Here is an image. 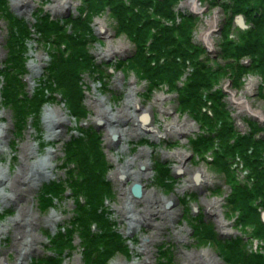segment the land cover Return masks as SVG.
<instances>
[{
    "label": "rangeland",
    "instance_id": "obj_1",
    "mask_svg": "<svg viewBox=\"0 0 264 264\" xmlns=\"http://www.w3.org/2000/svg\"><path fill=\"white\" fill-rule=\"evenodd\" d=\"M139 1L63 0L66 5L60 9L62 0L16 5V0H8L0 7V259L4 262L96 264L94 257L102 252L91 247L96 252L86 260L83 236L102 238L101 244L111 233L118 238L119 248L105 263L98 260L104 264H264V221L260 218L258 223L245 211L264 213V73L256 67V55L223 57L224 42L238 47L249 43L248 38L257 32L253 21L260 20L264 7L252 0V14L243 17L247 28L239 29L233 22L238 14H232L230 1L197 0L203 11L195 12L184 6L186 0H178L172 9L174 18L162 17L153 5ZM180 14L192 18L191 30H185ZM214 14L218 22L210 30L211 49L206 50L201 37ZM41 16L49 18V26L60 23L54 32L62 31L68 37L62 40L64 44L52 43L50 34L46 41L42 39ZM129 18L142 27L139 32L123 30ZM73 19L77 22L70 24ZM78 22L88 24L86 37L80 35ZM22 23L28 31L19 47L25 49L18 56L23 58V68L14 64L13 69L21 91L4 98L12 72L7 45L13 27ZM179 28L182 32L174 31ZM220 32L226 35L225 41ZM75 35L87 40L93 66L91 62L82 66L81 96L73 107V98L62 94L64 83L59 82L61 88L49 86L53 80L49 69ZM142 35L148 39L140 45ZM53 36L59 40L60 36ZM150 42L163 49L152 50ZM110 45L114 51L108 49ZM39 55L41 61L36 64ZM130 57L133 65L121 62ZM33 61L36 66L31 67ZM154 69L170 75L160 76L162 80L152 78ZM193 79L203 81L198 90L202 105L197 97H187L186 86ZM43 82L48 87L47 99L32 116ZM128 96L138 100L140 108L125 106ZM23 100L31 105L18 116L16 102ZM186 100L192 109L181 106ZM100 101L101 107L96 106ZM101 109L118 116L101 119ZM146 109L153 129L142 125L146 114L141 113ZM55 113L63 124L49 122ZM175 121L184 130L174 126L175 131L169 133L166 126ZM114 129L129 134H112ZM76 147L85 151L81 157H75L80 153H75ZM98 148L102 156L91 153ZM174 152L183 153L182 163L171 157ZM181 164L187 171L177 168ZM70 169L79 174L73 192L68 187ZM116 170L139 173L140 178L136 181L137 174L135 179L122 178ZM199 171L206 182L189 183ZM98 176L111 192L102 201L101 218L92 222L91 206L84 196L89 186L84 182ZM53 183L64 191L53 198V208L45 210L44 203H39L40 194L46 195L44 185ZM128 188L131 195L126 196ZM233 193L240 201L231 205ZM214 202L218 206L213 213L209 206ZM228 243H236V253L240 248L242 256L224 258ZM107 245L116 248L108 240Z\"/></svg>",
    "mask_w": 264,
    "mask_h": 264
},
{
    "label": "trees",
    "instance_id": "obj_2",
    "mask_svg": "<svg viewBox=\"0 0 264 264\" xmlns=\"http://www.w3.org/2000/svg\"><path fill=\"white\" fill-rule=\"evenodd\" d=\"M95 2L98 3L99 0H87V3L90 2ZM178 0H161V1H154V0H141L140 4L141 5H153L155 8H157V10L160 12V15L162 17L165 18H172L173 17V13H172V9L174 7V4L177 2ZM233 6V14H237V13H241L244 14L246 16V14H252V10L255 7H252L250 5L252 0H229ZM260 6L264 7V0H259ZM2 5H6L4 0H0V7ZM3 9V8H2ZM115 10H119L118 8H115ZM3 11V10H0ZM120 14H124L123 12ZM179 18H181L184 22V26H185V30H191V20L192 18L190 17H184L183 15H179ZM260 20L258 22H256V20H254V24L257 27V32L253 33L252 36H250L248 38L249 43H244V45L242 47H238V46H233L230 44H223L224 48V52L225 55L223 56L224 58H226V54H229V56L231 58H240L241 56H254L256 55L257 57H259V63L256 65V67L259 68V71H261V73H264V13H260ZM124 18V17H123ZM174 18V17H173ZM10 19H14L12 17H10ZM49 18L47 17H43L41 16V18L38 20L39 21V25H38V30L41 31L42 35L44 37H42L43 40L46 41L47 36L49 35V39L52 41V43H57V46L64 44L63 43V39H67L68 37H64L63 36V32L62 31H57L54 32V29L57 28V25L60 24L59 22H54L52 24H50V26L48 25V21ZM131 20V21H129ZM77 21L75 19H73V21H71L70 24H74ZM190 26H189V24ZM125 25L128 26L127 29H123V30H128L127 32H129V34H132L134 31L135 32H139L140 28H142L141 26H139L136 21L132 20L131 18H129L128 20H126ZM76 27H80L81 31H79L83 36H87V34L89 33H85L84 32V28L87 29L88 28V24H81V22H78V25H76ZM134 30H133V29ZM19 30V32L17 31ZM174 31H178V32H182L181 28L179 29H175ZM131 32V33H130ZM13 35L11 38V41L8 42V55H9V60L11 62V64L9 65V70L12 71L9 74L10 77V81L6 86V89L4 91V98H6L7 96H9L10 93L12 94H19V92L21 91L20 88V83L16 77V73L13 71L14 69V64H16L18 67H20L21 69L23 68V58L21 59L20 57H18L19 55H21L22 52L25 51V49H19V47L22 45V42L20 41L21 38H26L27 37V28L26 26L22 23V24H18L16 26L13 27ZM53 33L60 36L59 40H57L54 36ZM252 33V32H250ZM223 39L226 38V35L223 33L222 34ZM89 37V36H88ZM256 38V39H255ZM147 39L148 37H146L145 35H142V37L139 40V43H141L140 45H142L143 41L145 43H147ZM169 40H171L172 42H174V38L172 37V35H169L168 37ZM90 40V39H89ZM157 40H159V38H157ZM151 43V42H150ZM66 44V42H65ZM150 45H152V50L154 51H161L162 45H158L157 47H154V42H152ZM88 42L87 40L83 37L80 38L79 35H75L74 39L72 38L71 42L67 41V46L65 48V53L64 52H59L58 54H56L57 58L51 63V68L49 69V78L53 79L51 85L56 84L58 85V88L63 87L62 84H59V82L64 83V87L63 89V95H66L67 99L69 97L73 98L71 100V106L75 107L78 104V101L76 99L80 98V94L81 92L79 91V84L78 82H80V77H79V73H82V66L85 63L88 62H93L92 57L89 55L88 53ZM143 48V47H142ZM16 49H18V51H16ZM163 49V48H162ZM24 54V53H22ZM65 54H67L66 56H64ZM251 55V56H250ZM262 55V57H261ZM65 57H69V59L71 58V60H65ZM141 59V58H140ZM68 62V63H67ZM133 60L130 61L128 63V65H133L132 64ZM93 66V63H92ZM240 70H242V67L240 68ZM150 73V71L146 72V75ZM170 75L169 71L164 72V70H162V72H160L159 70H155L152 72V78L157 77L159 78V80H162L163 78H160V76L162 75H166V74ZM15 75V76H14ZM175 81V80H174ZM16 84H15V83ZM202 79H193L192 83H189L186 88H187V97L191 98V97H197V102L199 103V105H202L204 102V99L200 96V93L198 92V90L201 88L202 85ZM61 87H60V86ZM47 85L45 84V82H43L41 84V87L38 88L37 93H38V98L35 102V109L34 111H36V113L32 116H35L38 114V108L39 106H41L47 99L46 94H47ZM44 87V88H43ZM64 92H66V94H64ZM191 95V96H188ZM211 96V95H210ZM208 98V96H207ZM70 101V99L68 100V102ZM192 101H194L192 99ZM190 100H186L183 101V103L181 104V106L184 109H189L190 107ZM29 103V101L23 100L16 102V104L18 105L16 112L17 115L19 116L20 114H25V110H26V106H30L31 103ZM36 104H38V106L36 107ZM192 109V108H191ZM71 113H75V110L73 108L70 109ZM82 111L80 110L78 112L79 116H82ZM78 116V117H79ZM29 117V115H26V119ZM24 116H20L19 119H23ZM23 123V122H22ZM69 145V144H68ZM68 151V149H67ZM76 152H80L78 154H75V157H81V155L85 152L83 149H79V148H75V153ZM94 152L98 155V156H102L99 148L96 150H92L91 153L94 154ZM101 163H103V161H101ZM91 169V168H88ZM88 169L86 170H82V174L86 171H88ZM92 173V171H90ZM70 173H72V177L69 176L70 179V184L68 185L70 191L73 192L75 185H78V176L79 174L75 172L74 169H70ZM89 188L87 189V191L84 193V196H86V198H88V202L87 204L91 206V209L89 211L90 216H94L91 217V221L92 222H96L98 219L97 218H101V216L99 215V212L102 210V201L105 200L104 197H108L110 194V189L107 185H105V183L103 182V180L98 176L96 177L93 181L92 178H87L85 180V182ZM71 186V187H70ZM45 191H46V195L44 194H40V199H39V203H44V209L46 210V208H50L53 207L52 203H53V198H56V195L60 194L61 192L64 191L63 187L60 186V184L58 183H53L50 186H46L44 185ZM75 191V190H74ZM241 197V196H240ZM45 198V199H44ZM231 205L236 204L237 202H239L240 200L235 197L234 193L233 196L231 197ZM246 213L249 214L251 217L255 218L257 220V222L259 223V214L256 210L250 211L248 208L245 209ZM94 220V221H93ZM251 220V219H249ZM248 220V221H249ZM95 224V223H94ZM105 226H107L105 224ZM83 230V228H82ZM86 232L83 234L85 235ZM258 235V232H257ZM262 235H264V231H262ZM83 240L84 242H82V249H83V254H84V258L87 260L88 256L92 257V254H94L93 249H91V247H96L98 249H100V251L102 252L101 255H95V261L94 263L96 264H104L106 261V257H110L112 252L115 251L118 247V238L116 237V235L108 233L107 239L103 240V243L98 244L101 242L102 238H97L94 237L92 235H86L85 237L83 236ZM107 240L110 241L111 243L116 244V248L113 250L112 248H110L107 245ZM54 241H52L53 243ZM58 242L57 246L59 247L61 241L58 240L56 241ZM70 244V243H69ZM71 245V244H70ZM98 245H101V247L99 248ZM89 246V247H88ZM236 243H228L227 244V249L225 250L227 254H224V258H227L228 256L232 259H238L240 256H242L240 248H239V253H236ZM60 252V250H59ZM96 252V251H95ZM98 253V252H97ZM105 256V257H103ZM98 260H103L104 263L99 262Z\"/></svg>",
    "mask_w": 264,
    "mask_h": 264
},
{
    "label": "bare ground",
    "instance_id": "obj_3",
    "mask_svg": "<svg viewBox=\"0 0 264 264\" xmlns=\"http://www.w3.org/2000/svg\"><path fill=\"white\" fill-rule=\"evenodd\" d=\"M17 2L15 3V5L16 4H18V3H21L22 1L23 2H25V1H29V0H16ZM5 2H7V4H8V0H6ZM59 5H61L60 6V9H64L65 8V5H64V3H63V0H62V2H59ZM184 6L185 7H187L189 10H191V11H195V12H199L201 9L198 7V5H197V0H186L185 1V3H184ZM0 20H1V18H0ZM210 21H211V24H210ZM209 21V26H208V29L206 30V32L203 34V36L201 37V39H202V41H203V44L206 46V47H208L209 49H211V44H210V36H208L209 35V32H210V30H212L213 28L215 29L216 27H215V23L216 22H218V19H217V17H216V15L214 14V16L212 17V19ZM101 24V23H100ZM103 27V25H101L99 28H102ZM108 49L109 50H112V51H114V47L112 46V45H110L109 47H108ZM110 52V51H109ZM41 57H40V55L39 56H37L36 57V64H38V63H40V61H41V59H40ZM32 65H31V67L35 64V62L33 61L32 63H31ZM36 64H35V66H36ZM30 67V68H31ZM127 98V100H126V102H125V106H132L134 109H136L137 107H139L140 108V104H139V101L138 100H136V99H131L132 97H130V96H128V97H126ZM98 102V101H97ZM96 106H98V107H101V101L96 105ZM242 109L244 110V111H247L248 113H251L252 112V114H253V111L249 108V107H246V106H244V105H242ZM104 110H106V109H101V110H98V114L101 116V119H105L106 121H108V120H111V118H117V116L118 115H116V114H111V116H109L110 114H106V112L104 111ZM149 110V109H148ZM147 109H146V111L145 110H143L142 111V113L141 114H143V113H145V114H147L148 116L146 117V119H144L145 121L144 122H146L145 124H142L143 125V127H145V128H152L151 126H152V122H151V118H150V112L148 111ZM250 111V112H249ZM120 112V111H119ZM56 114V113H55ZM54 114V115H55ZM135 116V115H134ZM150 118V119H149ZM149 119V120H148ZM49 122L53 125V126H55V125H61V124H63V120H62V118H59L58 116H57V114H56V116H51V117H49ZM65 122V121H64ZM142 122V121H141ZM178 129V130H180V131H183L184 129H180L179 128V126H178V123H176V121H175V123L174 122H172V123H170V124H167V126H166V128H168L169 127V129H168V132L169 133H173L174 131H175V127ZM153 129V128H152ZM154 131L156 132V133H158V131L157 130H155L154 129ZM1 131H0V137H1ZM112 134H116V135H118V136H122V135H124V134H129L128 133V131H125V130H113L112 131ZM166 135L168 136V134L166 133ZM28 146V145H27ZM28 150L26 149L25 150V152H27ZM171 157H175V158H177L180 162L179 163H182V159L184 158L183 157V153H181V152H177V153H173L172 155H171ZM43 161V160H42ZM177 168H179V169H181V170H185V171H187L186 170V167H184L182 164L179 166V167H177ZM44 169H45V167H44ZM120 170L122 171V168H120ZM118 170H116V172H117ZM135 174H137V178H136V181H137V179L138 178H140V175H139V173H134V174H132V173H128L127 171H124L123 170V172H120V171H118L117 172V174H116V176H118V175H122V178H125V177H128V178H130V177H132L133 175H135ZM199 174H200V178H201V181L199 182V183H202L203 181L204 182H206L205 180H204V174H203V172L202 171H199ZM128 175H131V176H128ZM133 179H135V177L133 176ZM189 183H191V184H194V185H198L199 183H195V180H192L191 182H189ZM189 187H190V184H189ZM194 188H195V186H194ZM193 188V189H194ZM124 195H131L130 194V191H129V188L128 189H125L124 190ZM8 195H6V197H7ZM216 206H218L217 205V203L216 202H214V203H212V205H210L209 207H210V209H211V211L214 213L215 211H214V209L213 208H215ZM128 211H127V216H129L131 213H130V211H131V208L130 207H128L127 206V208H126ZM19 256H21L22 257V255L20 254ZM0 264H9V263H6V262H4L2 259H0ZM20 264V263H19Z\"/></svg>",
    "mask_w": 264,
    "mask_h": 264
},
{
    "label": "water",
    "instance_id": "obj_4",
    "mask_svg": "<svg viewBox=\"0 0 264 264\" xmlns=\"http://www.w3.org/2000/svg\"><path fill=\"white\" fill-rule=\"evenodd\" d=\"M237 22L239 23L240 27L243 28L242 18L239 17V18L237 19ZM196 181L198 182V179H197ZM133 192L136 193V192H137V189L134 188ZM263 219H264V217H263Z\"/></svg>",
    "mask_w": 264,
    "mask_h": 264
}]
</instances>
